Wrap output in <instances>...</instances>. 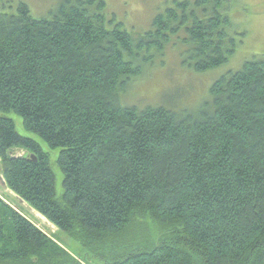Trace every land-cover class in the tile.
Wrapping results in <instances>:
<instances>
[{
	"label": "trees",
	"instance_id": "16d2710c",
	"mask_svg": "<svg viewBox=\"0 0 264 264\" xmlns=\"http://www.w3.org/2000/svg\"><path fill=\"white\" fill-rule=\"evenodd\" d=\"M174 4L135 38L104 0H61L42 19L0 0L1 177L84 251L0 199V264H264V56L214 81L199 113L121 105L172 37L186 35L198 73L237 51L224 0ZM11 113L60 149L61 197L51 156Z\"/></svg>",
	"mask_w": 264,
	"mask_h": 264
},
{
	"label": "rangeland",
	"instance_id": "374dc122",
	"mask_svg": "<svg viewBox=\"0 0 264 264\" xmlns=\"http://www.w3.org/2000/svg\"><path fill=\"white\" fill-rule=\"evenodd\" d=\"M14 8L19 2L27 4L35 19L51 18L57 13L61 0H8ZM85 1V0H84ZM108 14L114 15L118 23L135 38L152 30L156 16L166 8L173 7L176 0H104ZM186 1V0H178ZM194 1V0H191ZM224 15H227L232 28L231 34L238 37L237 51L230 61L222 67L205 73L194 70L190 59L191 45L186 43V35L181 33L163 53L155 54L153 63L144 65L143 76L137 77L130 87L121 94V105L127 107L167 106L177 111L188 110L199 113L203 104L210 100V88L214 81L229 71H240L246 62L264 56V0H224ZM176 7V6H174ZM16 11V10H15ZM9 10L8 12L16 13ZM7 12V13H8ZM144 64L143 62H141ZM14 120L20 135L37 140L45 152L51 156V165L55 172L56 189L59 197L64 193L63 172L58 167L60 149H50L36 134L28 132L20 116L8 114ZM26 151L14 149L13 155L23 156ZM0 199L22 213L50 238L65 247L71 254L83 256L84 251L68 233L60 231L53 223L23 202L7 187L1 177ZM87 257V256H85ZM88 264H101L96 259H89Z\"/></svg>",
	"mask_w": 264,
	"mask_h": 264
},
{
	"label": "water",
	"instance_id": "95a60500",
	"mask_svg": "<svg viewBox=\"0 0 264 264\" xmlns=\"http://www.w3.org/2000/svg\"><path fill=\"white\" fill-rule=\"evenodd\" d=\"M24 159H26V158H30V159H32L34 162H37V160H38V158L37 157H35L34 155H31L28 151H26L25 152V154L22 156ZM3 180V179H2ZM5 183H6V181L5 180H3Z\"/></svg>",
	"mask_w": 264,
	"mask_h": 264
},
{
	"label": "flooded vegetation",
	"instance_id": "af4514ba",
	"mask_svg": "<svg viewBox=\"0 0 264 264\" xmlns=\"http://www.w3.org/2000/svg\"><path fill=\"white\" fill-rule=\"evenodd\" d=\"M1 1H6V0H1Z\"/></svg>",
	"mask_w": 264,
	"mask_h": 264
}]
</instances>
